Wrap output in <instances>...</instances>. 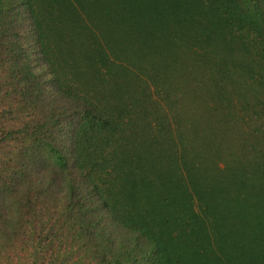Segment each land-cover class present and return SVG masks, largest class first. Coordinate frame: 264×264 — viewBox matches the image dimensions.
Returning <instances> with one entry per match:
<instances>
[{
	"label": "trees",
	"instance_id": "16d2710c",
	"mask_svg": "<svg viewBox=\"0 0 264 264\" xmlns=\"http://www.w3.org/2000/svg\"><path fill=\"white\" fill-rule=\"evenodd\" d=\"M206 2L264 64V0ZM74 7V0H0V264H183L171 249L182 230L169 229L165 178L146 176L145 186L125 165L133 157L116 155L126 124L89 90L112 62ZM147 9L139 25L140 12L129 10L113 33L136 24L152 30L162 12ZM169 12L183 24L181 4ZM86 68L99 79L85 81ZM188 204L205 233L197 238L182 219L200 264L210 237Z\"/></svg>",
	"mask_w": 264,
	"mask_h": 264
},
{
	"label": "rangeland",
	"instance_id": "374dc122",
	"mask_svg": "<svg viewBox=\"0 0 264 264\" xmlns=\"http://www.w3.org/2000/svg\"><path fill=\"white\" fill-rule=\"evenodd\" d=\"M74 2L112 62L108 77L89 90L126 124L116 155L133 157L125 165L145 186L146 176L165 178L169 229L182 230L171 249L183 264L196 259L182 220L197 238L205 234L192 200L210 237L200 264H264V64L247 37L233 33L206 0ZM180 4L183 24L169 12ZM147 8L162 12L152 16V30L136 24L126 35L113 33L129 10L140 12L139 25ZM84 72L89 84L99 79Z\"/></svg>",
	"mask_w": 264,
	"mask_h": 264
}]
</instances>
